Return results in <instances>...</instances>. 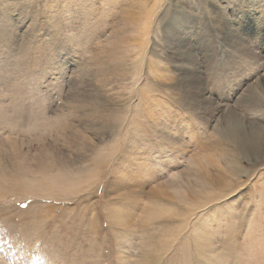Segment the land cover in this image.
I'll return each mask as SVG.
<instances>
[{"label": "rangeland", "instance_id": "1", "mask_svg": "<svg viewBox=\"0 0 264 264\" xmlns=\"http://www.w3.org/2000/svg\"><path fill=\"white\" fill-rule=\"evenodd\" d=\"M0 264H264V0H0Z\"/></svg>", "mask_w": 264, "mask_h": 264}]
</instances>
